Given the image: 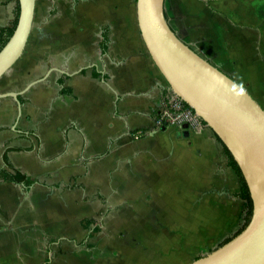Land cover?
Segmentation results:
<instances>
[{
	"label": "crops",
	"instance_id": "1",
	"mask_svg": "<svg viewBox=\"0 0 264 264\" xmlns=\"http://www.w3.org/2000/svg\"><path fill=\"white\" fill-rule=\"evenodd\" d=\"M130 1L58 0L56 17L49 16L52 0L36 6L25 52L0 79L1 93L44 79L19 96L21 116L13 98H0V171L12 166L31 180L0 178V264H141V257L153 256L146 245L153 244V226L141 228V219H156L158 245L167 250L170 234L186 242L203 238L205 219H227L224 230L230 232L238 206L245 208L238 176L207 125H158L169 86ZM180 1L182 14L175 17L182 33L189 40L195 32L207 38L211 26L191 2L215 20L221 0H168V6L174 10ZM18 5L0 0V33ZM88 219L101 223L99 232L85 226ZM102 219H134L114 258L113 243H94ZM175 219H181L177 228Z\"/></svg>",
	"mask_w": 264,
	"mask_h": 264
},
{
	"label": "water",
	"instance_id": "2",
	"mask_svg": "<svg viewBox=\"0 0 264 264\" xmlns=\"http://www.w3.org/2000/svg\"><path fill=\"white\" fill-rule=\"evenodd\" d=\"M17 26L0 50V79L23 56L30 40L37 0H19ZM142 39L169 88L207 124L229 149L250 189L254 204L247 228L233 240L191 264H264V109L235 79L195 52L165 15V0H137ZM23 91L0 92L13 98L21 116Z\"/></svg>",
	"mask_w": 264,
	"mask_h": 264
},
{
	"label": "rangeland",
	"instance_id": "3",
	"mask_svg": "<svg viewBox=\"0 0 264 264\" xmlns=\"http://www.w3.org/2000/svg\"><path fill=\"white\" fill-rule=\"evenodd\" d=\"M42 3L43 0H37V9H40ZM179 3L181 4V1L176 2L174 10L172 5L169 4L167 15L170 20H173L172 23L175 30L182 34L186 40L185 33L181 31L183 23L178 22L175 17L176 13L182 14V11L177 7ZM191 3L196 8L202 9L203 21L206 20L211 28L207 38H204L206 36L205 33L195 32L193 34L194 39H187L188 42L204 57L220 66L225 73L239 82L248 92L253 93L264 109V0H221L218 4L222 7V14L218 15L215 13V20L212 18L214 13L205 11L204 7L202 8L199 3ZM130 4L135 11L136 17L137 0H131ZM208 12H210V16H205ZM36 16L35 19L37 20L38 15ZM118 21L121 24L128 23L126 17H121ZM198 24L199 18H196L194 20L195 29ZM203 40L206 43H203ZM243 210L239 205V217L236 224L234 226L232 224L230 232L229 230H224L227 219H205L204 225H202L204 231L200 234L203 238H190L186 242L180 240L181 235L170 234L174 240L170 242L167 250H163L158 245V242H161L160 238L162 239V235H160L161 233H155V227H160V224L156 223V219H141V228L148 230L153 226L152 235H149L153 244L146 242V245L151 247L153 256L141 257V264H191L195 262L198 257L206 256L216 249L226 236L238 231L244 221ZM175 220L179 222L174 225L177 228L181 224V219ZM101 221L103 222L102 231L94 239V243L98 247L106 246L109 242L111 247V243H113L115 250L111 252L110 256L114 258L115 256H112L114 255L113 252L120 254V250L116 248L118 239L132 232L134 219H102ZM186 226L191 231L195 228L192 221H189ZM22 227L23 225H14V230L21 231L23 230ZM35 231H37V228ZM221 234L223 236L218 238ZM156 253H161V255ZM35 258L37 259V256ZM38 258L40 260L41 256L39 255Z\"/></svg>",
	"mask_w": 264,
	"mask_h": 264
},
{
	"label": "trees",
	"instance_id": "4",
	"mask_svg": "<svg viewBox=\"0 0 264 264\" xmlns=\"http://www.w3.org/2000/svg\"><path fill=\"white\" fill-rule=\"evenodd\" d=\"M56 1H52V6L49 9V16L50 17H55L58 14V9H56L53 5L55 4ZM167 8H168V0H165V15L167 20L169 21V24L171 26V28L177 32L173 26L172 21H170L168 15H167ZM19 13H20V7L18 5V9H17V13H16V17L14 19V21L12 22V24L10 26L4 27L1 29V33H0V50L5 46V44L9 41L10 37L13 35L15 28L17 26L18 23V19H19ZM178 33V32H177ZM179 37L185 42L187 43L184 38L183 35L179 33ZM106 39V38H104ZM190 46V45H189ZM195 52H197L198 54H200L201 56H203L199 51H197L193 46H190ZM204 57V56H203ZM69 89L65 88V93H68ZM168 91V90H167ZM166 91V92H167ZM166 96V95H165ZM21 101V104L23 103L22 101V97L19 98ZM186 106H188L186 104ZM189 107V106H188ZM202 123L204 125H207L203 120ZM214 135L216 136V138L218 139V141L222 144L223 149L226 153V155L228 156L229 159V165L230 167L235 171V173L238 176V179L240 181V191L238 193V198L241 199L244 204H245V208H244V221L242 226L238 229V231H236L235 233H231L230 235H228L224 240H222L217 248L224 246L225 244H227L228 242H230L231 240H233L237 235H239L240 233H242L247 226L249 225L252 215H253V210H254V204H253V200L251 197V193H250V189L248 187V184L245 180V177L238 165V163L236 162V160L234 159L233 155L231 154V152L229 151V149L223 144V142L219 139V137L214 133ZM10 168L12 169L11 172H7V171H0V178H3L5 180L8 181H12V182H16V183H25V184H30L31 180L21 171L15 169L14 167L10 166ZM85 226L87 227H91L93 226V232H99L101 229V223L96 220V219H88L85 220ZM216 248V249H217ZM215 250V249H214ZM212 250V251H214ZM211 251V252H212ZM202 257H198V259H200ZM48 264V263H47Z\"/></svg>",
	"mask_w": 264,
	"mask_h": 264
},
{
	"label": "built area",
	"instance_id": "5",
	"mask_svg": "<svg viewBox=\"0 0 264 264\" xmlns=\"http://www.w3.org/2000/svg\"><path fill=\"white\" fill-rule=\"evenodd\" d=\"M169 89L159 113L158 125L172 127L187 125L192 129L199 128L202 125V119L170 89L171 93ZM135 137L141 138L142 133H137Z\"/></svg>",
	"mask_w": 264,
	"mask_h": 264
},
{
	"label": "flooded vegetation",
	"instance_id": "6",
	"mask_svg": "<svg viewBox=\"0 0 264 264\" xmlns=\"http://www.w3.org/2000/svg\"><path fill=\"white\" fill-rule=\"evenodd\" d=\"M52 1H58V0H52ZM58 11H59V10H58ZM59 14H60V12H58V14H57L56 16H58ZM56 16H55V17H56Z\"/></svg>",
	"mask_w": 264,
	"mask_h": 264
}]
</instances>
